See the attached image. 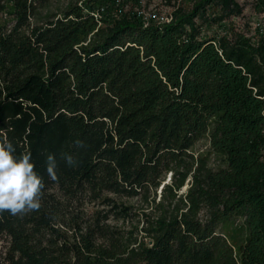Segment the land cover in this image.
I'll use <instances>...</instances> for the list:
<instances>
[{
    "label": "trees",
    "instance_id": "trees-1",
    "mask_svg": "<svg viewBox=\"0 0 264 264\" xmlns=\"http://www.w3.org/2000/svg\"><path fill=\"white\" fill-rule=\"evenodd\" d=\"M55 1L0 0V142L45 185L0 213V264H264V25L241 0H162L168 23Z\"/></svg>",
    "mask_w": 264,
    "mask_h": 264
},
{
    "label": "clouds",
    "instance_id": "clouds-1",
    "mask_svg": "<svg viewBox=\"0 0 264 264\" xmlns=\"http://www.w3.org/2000/svg\"><path fill=\"white\" fill-rule=\"evenodd\" d=\"M76 147H84L82 141L74 142ZM11 142H0V213L13 216L24 215L41 208V197L45 187L43 179L35 171L31 153L14 156ZM61 159L68 166H76L77 160L69 153H62ZM46 172L50 180H57V161L54 154L46 156Z\"/></svg>",
    "mask_w": 264,
    "mask_h": 264
},
{
    "label": "rangeland",
    "instance_id": "rangeland-1",
    "mask_svg": "<svg viewBox=\"0 0 264 264\" xmlns=\"http://www.w3.org/2000/svg\"><path fill=\"white\" fill-rule=\"evenodd\" d=\"M67 0H56L54 3L55 7L62 6ZM253 0H241L240 3L244 6V13L241 19L238 21L240 24L249 23L251 26H255L257 23L264 25V16L254 15L251 4ZM141 10L144 14L157 16H168L171 13V9L166 6L162 0H142ZM205 142H201L197 147L198 149H205Z\"/></svg>",
    "mask_w": 264,
    "mask_h": 264
},
{
    "label": "built area",
    "instance_id": "built-area-1",
    "mask_svg": "<svg viewBox=\"0 0 264 264\" xmlns=\"http://www.w3.org/2000/svg\"><path fill=\"white\" fill-rule=\"evenodd\" d=\"M145 20L148 22L149 19H153L154 21H157L159 23H168L170 21V17L168 16H157L156 14H152V15H146L142 12ZM148 23H146L147 25Z\"/></svg>",
    "mask_w": 264,
    "mask_h": 264
}]
</instances>
